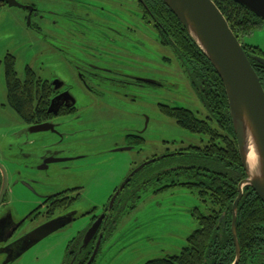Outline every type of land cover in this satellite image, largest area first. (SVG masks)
<instances>
[{
  "label": "flooded vegetation",
  "instance_id": "1",
  "mask_svg": "<svg viewBox=\"0 0 264 264\" xmlns=\"http://www.w3.org/2000/svg\"><path fill=\"white\" fill-rule=\"evenodd\" d=\"M13 1L19 7H9L0 1V8L7 6L22 11L28 31L36 35L37 40L39 37L40 42L33 54H23L30 58L24 62L21 73L16 71L15 56L7 54L5 58L12 57L21 87H33V105L39 110L25 120L19 118L22 126L14 143L7 145V150L15 151L16 157L9 160L0 158L7 175V190L0 205V209L3 207L0 211V264L13 263L21 249L17 243L20 238L58 218L72 220L69 224L85 219L87 224L68 244L62 264H94L112 236L115 203L126 201L137 189L156 184L158 187L154 194L169 188L192 191L187 185L189 182L180 174L193 169L189 165V156L194 151L187 149L189 145H198L200 137L195 136V142L186 144L163 141L164 149L159 152L160 114L170 119L161 113V107L181 108L160 103L159 91L168 86L158 79L160 49L168 51L169 57L172 55L178 62L180 74L187 78L189 88L198 100L191 74L187 73L173 48L162 44L159 22L149 8L156 0ZM105 6H109L114 15L106 16L103 21L94 20L98 15L104 16ZM164 60L170 62L167 57ZM145 67L150 71L144 72ZM125 105H136L134 113H130L135 123L127 129L114 130L112 134L111 113L121 112ZM200 107L204 113L201 103ZM45 124V130L34 131L35 126ZM102 124L106 129L95 131ZM80 135H89L91 139L84 141L82 146L77 140ZM114 138L117 140L112 143ZM91 143L94 149L91 153L85 152ZM96 144H99L98 148ZM169 145L173 148H168ZM120 148L133 151L137 162L132 161L126 178L98 211L97 207L86 208L85 204L84 212L77 208L76 203H80L84 194L83 185L66 186L48 194L36 192L38 205L17 219L9 209L6 198L10 186L22 185L21 181H26L25 186L30 188L29 180L20 179L22 168L46 172L51 167L54 169L55 165L89 160V156L95 157L92 155L95 151L100 156L104 150L116 152ZM16 158H21L23 164H17ZM101 159V162L106 161ZM51 160L62 162H48ZM90 163L80 164L84 170L89 169ZM71 167L63 169L59 166L58 170ZM135 170L136 173L125 183ZM256 251L260 257L259 264H264V246ZM168 257L171 256L165 258Z\"/></svg>",
  "mask_w": 264,
  "mask_h": 264
},
{
  "label": "rangeland",
  "instance_id": "2",
  "mask_svg": "<svg viewBox=\"0 0 264 264\" xmlns=\"http://www.w3.org/2000/svg\"><path fill=\"white\" fill-rule=\"evenodd\" d=\"M43 1L52 2L53 0ZM102 13L104 16L98 15L94 20L103 21L106 20V16L114 15V11L109 6H105ZM23 16L24 13L19 9L7 6L0 8V158L5 160H9L12 156L16 157V152L8 151L7 145L14 143L16 133L22 125L19 117L7 103L3 62L7 54L15 56L17 60L16 71L21 73L24 70V62L30 58L23 54L30 52L33 54L36 51V45L40 42L38 36L37 40L36 35L28 31ZM35 38L36 40H34ZM239 38L241 45L257 48L264 54V22L259 21L251 34L245 36L240 34ZM29 43L31 44L30 49H28ZM159 56L158 79L162 84L168 85L167 88H162L159 91L160 103L186 108L202 115L200 103L192 94L187 78L179 72L178 62H175L172 55L169 57L168 51H161L160 49ZM164 57L169 58L170 62L164 60ZM146 71L150 70L145 67L144 72ZM135 109L136 105H125L120 110L121 112L114 111L111 113L113 117L112 134L115 133L114 130L118 132L135 123L130 115L131 112L134 113ZM105 129L106 127L102 124L95 131H104ZM194 138L195 136L178 127L173 120L164 118L160 114V153L164 149L163 141L184 142L186 144L188 141L195 142ZM89 139H91L89 135L77 137L82 146L84 141H89ZM114 139H112V143L117 140ZM74 140L73 138L72 141ZM96 145L98 148L99 144ZM171 147L168 146V148ZM91 149H94L93 145L85 152L91 153ZM97 153L98 151L92 153L95 157L89 156V160L55 165L54 169L51 167L46 172L22 168L20 179L29 180L32 190L25 186L26 181H21L22 185L10 186L6 201L9 202V209L13 212L14 217L17 219L38 205L39 199L36 192L48 194L66 186L78 185H83L84 190L80 203H76L80 212H84L85 207L90 206L97 207L96 210L98 211L105 199L126 178L132 168V161H137H135L136 156L133 151L110 152L104 150L103 153L99 154L100 156H97ZM101 158H105L106 161L101 162ZM15 160L17 164H23L21 158ZM89 161H91L89 169L83 170L80 163ZM59 166L63 169L72 167L61 171L58 170ZM157 187L156 184L153 187L137 189L126 201L115 203L113 207L115 224L112 229V236L96 257L94 264H148L150 260L176 256L185 247L187 238L199 228L198 221L192 216L193 211L195 208L203 211L197 192L195 190L169 188L167 191L154 194ZM2 209L3 207L0 211ZM84 221L86 220L84 219ZM84 221L79 219L59 232L48 236L11 264H62L68 244L77 235V232L85 226Z\"/></svg>",
  "mask_w": 264,
  "mask_h": 264
},
{
  "label": "trees",
  "instance_id": "3",
  "mask_svg": "<svg viewBox=\"0 0 264 264\" xmlns=\"http://www.w3.org/2000/svg\"><path fill=\"white\" fill-rule=\"evenodd\" d=\"M240 42L239 35H249L261 21L232 0H212ZM160 25L164 46H170L191 74L193 89L204 114L186 108L161 107V113L178 127L200 137L198 145H189V165L193 168L180 175L197 192L203 211L195 208L199 223L176 256L156 259L150 264H232L235 247L231 234V209L238 195V184L246 177L233 132L225 91L210 62L190 39L177 18L156 0L149 5ZM262 22V21H261ZM241 43V42H240ZM264 89V67L253 57L264 58L257 48L242 45ZM7 103L15 114L26 119L39 108L34 107V90L21 87L11 56L4 60ZM194 79V80H193ZM224 215V216H223ZM236 237L241 251L239 264H259L257 248L264 246V205L250 189L244 188L236 219Z\"/></svg>",
  "mask_w": 264,
  "mask_h": 264
},
{
  "label": "water",
  "instance_id": "4",
  "mask_svg": "<svg viewBox=\"0 0 264 264\" xmlns=\"http://www.w3.org/2000/svg\"><path fill=\"white\" fill-rule=\"evenodd\" d=\"M0 1L7 3L9 7H19L13 0ZM161 1L177 18L190 39L210 62L225 91L237 150L246 176L238 184V195L232 206L231 233L235 247V260L232 264H239L241 251L235 226L238 204L243 197L244 188H250L264 205V89L241 43L234 36L226 19L212 0ZM232 1L264 22V0ZM253 59L264 67V58L254 56ZM46 126V124L35 126L34 131H43ZM122 151H130V149L116 150V152ZM252 155L253 160L250 161ZM48 162L62 161L51 160ZM0 173L1 205L7 190V175L1 164ZM135 173L136 170L129 175L125 183ZM71 221L58 218L20 238L17 243L20 244L21 249L12 262Z\"/></svg>",
  "mask_w": 264,
  "mask_h": 264
},
{
  "label": "bare ground",
  "instance_id": "5",
  "mask_svg": "<svg viewBox=\"0 0 264 264\" xmlns=\"http://www.w3.org/2000/svg\"><path fill=\"white\" fill-rule=\"evenodd\" d=\"M253 160V155L252 156H250V161H252Z\"/></svg>",
  "mask_w": 264,
  "mask_h": 264
}]
</instances>
